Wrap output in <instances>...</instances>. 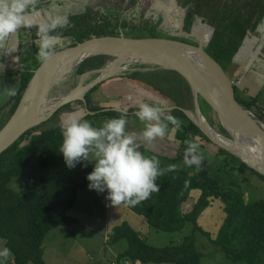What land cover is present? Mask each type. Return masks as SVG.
<instances>
[{
  "label": "trees",
  "instance_id": "16d2710c",
  "mask_svg": "<svg viewBox=\"0 0 264 264\" xmlns=\"http://www.w3.org/2000/svg\"><path fill=\"white\" fill-rule=\"evenodd\" d=\"M179 3L187 7L185 31L191 32L197 17H201L213 28L206 50L225 70L232 63L245 38L258 30L260 26H264V0H192L190 3L179 0ZM119 14L121 12L117 10H105L102 14L105 17L102 22H92L88 19L87 23L81 26L80 18L86 13L72 12L71 15L75 21L70 33L79 34L78 42L92 35H118L119 30L132 28L129 23L118 18ZM148 20L146 28L152 31L157 30L152 18L149 17ZM160 21L162 17L159 16L158 22ZM94 29L99 30L91 35ZM167 37L197 44V41L190 38L174 35ZM76 43L73 40L69 46ZM34 59L22 66L19 72L21 79L10 116L16 109L22 92L33 74L32 70L40 64L36 55ZM110 59L111 57L106 55L94 56L84 60L75 70L81 75L88 69L104 66ZM164 70L165 75L167 72L174 73V78L181 80L190 94L192 93L189 84L182 76L175 71ZM130 75L139 83L152 82L153 75L145 76L146 74L142 71H134ZM137 77L141 79L137 80ZM171 80L173 78L169 76H162L160 81L158 79V83L153 82V86L157 84L156 87L159 88L158 84L166 83L168 88L174 85ZM174 82L182 88L181 82L177 80ZM97 86L95 85L85 93L88 109L95 112L90 113L85 110L84 119L88 120L96 114L106 113L102 107L94 106L88 101V96ZM234 88L236 95L237 87L234 85ZM181 90L183 91V88ZM178 97L171 106L177 105L192 110L181 103ZM236 98L262 120L260 110L258 113L253 109L256 104L254 98L251 100H242L237 96ZM77 101L84 104L81 100ZM199 102L204 103L201 97ZM171 111L176 112V117L183 122L179 129L180 135L179 130H176L177 138L180 139L177 152L181 147L187 146L184 143L186 139H193L187 137V134H199L211 142L181 109L173 108ZM114 112L120 114L115 110L107 111V113ZM184 119L186 122L183 121ZM40 126L41 124L28 130L20 138L21 140L19 139L0 154V244L4 242L12 251V264H28L30 261L44 264L43 243L48 232L54 227L70 225L75 221L68 212L75 206L77 192L87 185V176L92 172L90 162L87 163V167L84 166L85 162L77 163L75 168L67 166L63 154L59 151L62 144L59 126L45 129H40ZM219 126L221 127L219 132L228 135L225 129ZM217 148L213 162L203 161L199 169L195 165L191 168L182 166L174 172L166 173L157 180L160 192L153 193L149 199L134 207L128 206L157 230L181 232L192 224V232L184 234L177 242L155 246L148 243L147 238L143 237L141 232L134 229L129 222L124 221L113 227L111 237L112 242L126 241L127 246L120 250L121 257L129 260L131 264H201V258L206 252L198 247L197 242L205 237L237 264H264V198L252 199L248 194L252 175L257 174L263 179L264 175L250 167L236 154L218 145ZM172 155L167 152L162 156L159 155L161 168L174 164L173 159L184 158L182 154ZM36 156L42 169V190L25 193L15 191L9 183L13 177L24 173L29 162ZM198 190L200 191L193 207L184 212L183 207L188 197L193 191ZM211 208L214 211H223L218 231L214 236L198 223L200 215Z\"/></svg>",
  "mask_w": 264,
  "mask_h": 264
},
{
  "label": "rangeland",
  "instance_id": "374dc122",
  "mask_svg": "<svg viewBox=\"0 0 264 264\" xmlns=\"http://www.w3.org/2000/svg\"><path fill=\"white\" fill-rule=\"evenodd\" d=\"M171 0H87L88 8H85L84 13L86 15H82L80 18L81 26L83 23H87L88 19L92 22L95 21H103L105 17L102 16L105 10H117L120 11L121 14L117 15L118 18H121L122 21H126L129 23V26L132 28H124L122 31L128 37H167V36H180L179 34V20L178 15L174 9L171 7ZM183 2H192V0H182ZM184 8L187 9L186 6ZM76 11V10H75ZM80 12V11H79ZM83 12V11H82ZM162 17V21L158 22V18ZM151 17L153 22L156 24L157 30L152 31L149 28H146L147 22H149L148 18ZM71 26L66 29H58L57 31L65 37L64 45L61 48H65L70 45V42L75 40L78 42L77 37L79 36L78 33L72 35L70 31L73 29L72 26L74 25V18L70 14L68 16ZM194 30H198L200 28H205L209 30V34L201 33L204 35V39L210 38L213 28L209 26L207 22H205L201 17H197L195 19V23L193 24ZM99 29H94L91 32L95 34ZM33 32L35 33L36 30ZM170 33V34H169ZM167 35V36H166ZM172 38V37H171ZM261 39L264 40V26H260L258 30H256L253 34L247 36L245 40L247 42H251L252 39ZM191 40L195 39L198 41V38H190ZM244 40V41H245ZM205 41V40H204ZM203 41V42H204ZM254 41V40H253ZM243 48V44L241 46ZM241 48L238 50L237 54H239ZM57 49V50H58ZM28 54L23 58V61L20 64L15 63H7L0 65V80L4 76L11 77L8 83H1L0 84V129L4 126V124L8 121L10 117V112L12 110V105L16 99L14 97H7L4 94L5 87H13L15 86L16 89L19 87V82L16 79L18 72L21 71L22 66H24L28 61H34V56L36 55L38 48L35 44L31 43V46L27 49ZM108 62V61H107ZM240 63L232 62L226 72L229 74L231 79L234 81V85L239 87L238 80L241 78V83L244 84L247 81L251 82L252 84L257 79V75L253 74L250 78L246 81L244 77L240 75L242 68ZM21 68H18V67ZM100 68V67H99ZM98 69V68H96ZM93 69H88L86 71H90ZM85 71V72H86ZM134 71H142L148 76L151 74L155 77H151L152 82L150 81H141L140 86L132 87V84L136 83V79L133 78L131 72ZM166 72L163 68L158 66L149 65L148 64H132L130 65V69L117 75V77H123L120 81V85L116 88V83H111L110 85L106 86L103 91H96L97 88L93 91L91 95L88 96V101L91 104H95L96 106L102 105L101 101H104L106 98L102 95V93H107L108 95L111 94L113 97V92H119L122 95H125L127 101L129 100L130 105L133 104L132 99H138L137 101H143L146 103H154L156 101H164L166 107H170L175 102V99L178 97L184 105L195 109L196 101L194 99L193 94H190V91L187 89V86H184L181 80L174 78V73ZM8 73V74H5ZM127 73V74H126ZM129 73V74H128ZM98 74L97 73H90L84 79L85 83L90 82L94 79ZM159 75V76H157ZM80 76L76 70L69 72L65 75L53 88L51 92L52 96H61L69 91L72 87L78 84L80 80ZM162 76H169L173 78L171 83L174 85L169 86L167 88L166 83L158 84L159 88H157V84L154 87L153 82H157L158 79L162 78ZM239 76H241L239 78ZM116 77V76H114ZM141 79V77H137ZM155 78V79H154ZM174 80L181 82L180 84L183 85V91L181 90V86L175 83ZM258 80V79H257ZM248 82V83H249ZM158 83V82H157ZM249 85V84H248ZM111 88H114L112 90ZM125 88L128 89V92H125ZM186 89V91H185ZM254 91L257 87H253ZM169 90V92L167 91ZM113 91V92H112ZM181 91L183 93H181ZM168 92V93H166ZM93 95L96 99L100 101H96L93 99ZM236 96L241 98L240 92L236 88ZM110 97L111 103L105 104L102 110L106 111V113H99L94 115L91 119H88L90 122L93 123L94 126H101L102 122L106 119L112 117H118L119 113H107L108 110H114L116 107H111L110 105H117L119 104V98L117 97ZM14 98V99H13ZM242 99V98H241ZM256 99V98H254ZM131 100V101H130ZM186 100V101H185ZM243 100V99H242ZM9 101V102H5ZM11 102V103H10ZM199 103L200 111L205 116V120L207 123L217 130L218 132L221 130L219 125V119L208 104ZM5 104V105H4ZM11 104L10 108L9 105ZM128 104V103H127ZM201 105V106H200ZM3 106V107H2ZM12 107V108H11ZM262 107L259 104H256L253 109L259 112V108ZM79 108L78 101L70 102L65 104L61 107L55 115L49 118L47 121L41 123L40 129L50 128L59 126V122L62 117L66 116L69 112H79L84 115L83 111H77ZM137 109V104L128 112V125L127 129L129 131H134L140 133L143 128V122L139 121L137 117L133 115L134 110ZM194 111V110H193ZM95 112V111H94ZM171 110H168V113L171 114ZM176 112H172V115L176 116ZM255 114V113H254ZM256 115V114H255ZM257 117V115H256ZM181 120V119H180ZM182 121V120H181ZM184 122L185 119L183 120ZM264 122V120L262 119ZM172 127L169 125V131ZM168 131V133H169ZM179 130V135H180ZM166 134V136L168 135ZM220 133V132H219ZM222 134V133H221ZM225 135V134H222ZM189 137V135H186ZM191 137L195 136L200 142V152L203 156V161L213 162L215 158V153L218 151L217 145L212 144L205 138H203L199 134H190ZM227 136V135H225ZM174 139V132L170 133L169 139ZM21 140V139H20ZM23 140V139H22ZM24 142V141H23ZM158 143H164L163 140H157L153 145L150 147H145L144 144L141 142L140 150L146 155H155L157 158L162 156V153H168L172 155L173 148L176 147V154L184 155L186 147H181L178 152V146L172 145L169 143L171 148H163L159 149L157 146ZM203 147H202V145ZM157 148V149H155ZM156 154H152L154 152ZM159 149V150H158ZM168 150V151H167ZM162 152V153H161ZM160 155V156H159ZM172 155V156H173ZM162 160V159H161ZM164 160V159H163ZM174 164L178 165V168L185 166V168H191L184 165L183 161L184 158L180 157L177 160H174ZM202 161V162H203ZM169 164L171 161H168ZM173 163V162H172ZM92 166V171L94 169V162H90ZM41 173L42 169L40 167L38 157H34L26 167L24 173L19 176H15L12 178L9 186L19 193H25L27 191H41L42 190V183H41ZM90 181H87V185L79 189L77 192V202L75 206L69 210L68 214L75 219V221L70 225H63L52 228L43 243L44 253H43V260L44 264H124V261L127 260L120 256V250H123L127 243L126 241H119V242H112V230L113 227L119 225L120 223L127 221L129 224L139 232H141L143 237L147 238L148 243L155 246H163L166 244H170L172 242H177L184 234H188L192 232L193 225L189 224L185 229L181 232H166L162 230H157L156 228L149 225V223L145 220V218L135 211H133L130 207L126 205L118 206L117 208L111 206V203L108 199H106L108 193L107 190L104 192H98L94 189L89 188ZM200 191V190H198ZM197 192V191H196ZM195 192V194H196ZM193 194L191 199L185 203V207H183L184 212L189 211L192 207L194 202H196V198ZM249 197L252 199L264 198V179L255 174L251 177L250 182V189L248 190ZM193 197V198H192ZM219 206V205H218ZM221 206V205H220ZM208 209L207 211L203 212L199 219L198 223L204 226L208 231L212 233L214 236L218 231V224L221 222L223 211H214ZM201 238V235H199ZM202 241H198V247H201L205 255L201 258V264H237L233 262L230 258L226 256V254L215 247L211 242L208 241L207 238L202 237ZM7 247L4 242L0 244V249ZM8 248V247H7ZM9 249V248H8ZM13 262V253L10 250L9 257L4 260L0 258V264H12ZM28 264H37L35 262H28ZM148 264H169V263H148Z\"/></svg>",
  "mask_w": 264,
  "mask_h": 264
},
{
  "label": "water",
  "instance_id": "95a60500",
  "mask_svg": "<svg viewBox=\"0 0 264 264\" xmlns=\"http://www.w3.org/2000/svg\"><path fill=\"white\" fill-rule=\"evenodd\" d=\"M170 3L179 17L180 36L198 38L197 44L171 37H128L120 31L118 35H92L72 46L58 49L52 60L47 64L40 63L32 70L16 109L0 129V154L28 130L51 118L65 104L81 100L86 110L94 113L87 107L85 93L88 90L124 73L131 64H148L177 72L189 84L197 103L194 111L177 105L167 107V110L181 109L211 142L236 154L264 175V122L236 98L233 80L206 50L210 38L204 39V35L193 27L191 32L185 31L186 8L179 0H171ZM99 55L111 59L104 66L81 74L78 84L51 100V91L65 75L84 60ZM90 73L98 75L85 83L84 78ZM200 97L214 110L227 136L202 122L198 113ZM214 133L232 143L223 142Z\"/></svg>",
  "mask_w": 264,
  "mask_h": 264
},
{
  "label": "clouds",
  "instance_id": "9594fccd",
  "mask_svg": "<svg viewBox=\"0 0 264 264\" xmlns=\"http://www.w3.org/2000/svg\"><path fill=\"white\" fill-rule=\"evenodd\" d=\"M42 0H0V53L10 54L19 46L21 29H36L31 43L38 48L36 59L47 64L63 47L65 37L57 30L66 29L71 22L63 13L58 0H49L47 8L40 7ZM15 37V42H13ZM234 82V81H233ZM4 94L14 97L17 89L5 87ZM138 110L133 113L144 128L140 133L127 129V109H117L118 117H112L94 126L79 112H69L62 117L59 128L63 154L69 168L77 163L94 162V169L88 174L89 188L98 192L107 190L111 206H136L149 199L153 193L160 192L157 180L168 172H174L178 165L170 164L161 168L155 155H146L140 150L141 142L150 147L157 140H163L172 125V131L181 129L182 121L168 113L164 101L146 103L137 101ZM184 165L199 169L203 161L198 139H186ZM187 183V181H186ZM10 255L7 247L0 249V258L6 260Z\"/></svg>",
  "mask_w": 264,
  "mask_h": 264
},
{
  "label": "crops",
  "instance_id": "0c3cea01",
  "mask_svg": "<svg viewBox=\"0 0 264 264\" xmlns=\"http://www.w3.org/2000/svg\"><path fill=\"white\" fill-rule=\"evenodd\" d=\"M58 3H60V6L62 8L63 13L66 14L67 16H69L72 12H75V13H81L82 11L84 12L85 8H88L87 0H58ZM48 5H49V0H42L40 7L47 8ZM199 31H201L202 33H205L207 35L209 34V32H208L209 30H206L205 28H200ZM35 38L36 37H35V33L33 32V30L28 31V30L21 29V32H20V35L18 38L19 46H18L17 50L15 52H12V53L7 54V55L0 53V65L7 64V63H15V64L21 65L23 58L28 54L27 49L31 46V41L34 40ZM13 42H15V37H13ZM236 61L238 63H240V61H241V63H243V64H241L242 68L240 69V71H241L240 75L242 77H244V79H245L243 81H246L253 74L257 75L258 80L256 79V81H254L253 84L249 81L242 84L241 78H240L241 76H239V78H240L238 80L239 87H237V89L240 92V96L243 100H251L252 98H256L255 99L256 104H259L260 106H262L259 109L261 112L260 114L262 116V119L264 120V40L256 38V39H252L251 42H249V43L247 42V40H245L243 43V48H241L239 54H236L232 60V62H236ZM18 68H21V67L19 66ZM5 74H8V73H5ZM122 78H123L122 76L121 77L120 76L119 77H117V76L112 77V78L100 83L96 87L97 88L96 91H103V89L106 86L110 85L111 83H116V85L114 87V88H116L117 86L120 85V83H121L120 81L122 80ZM10 79H11V77L4 76L1 78L0 84L1 83H3V84L8 83L10 81ZM16 79L18 82L21 79V74L19 72L16 76ZM140 84L141 83L136 81L135 84H132V87L137 86V85L140 86ZM254 86L257 87V89L255 91L253 89ZM114 88H111V89L114 90ZM94 90L91 91L90 95L93 93ZM124 90H125L124 93L128 92L127 88H125ZM119 94H121V93L113 92V94H112L113 97L118 96L120 102L117 105H110V106L116 107L114 109L115 111H117V109H122V110L127 109V112H130L131 109L136 105V102L138 99H135V98L132 99L133 104L130 105L129 100L127 101V99L125 98V95L124 94L119 95ZM102 95L105 96L106 98L104 99V101H101L102 105H99V106L104 108L105 104L111 103L112 100H110V97H112V96H111V94L108 95L107 93H102ZM93 99L96 101H100V100L96 99L94 97V95H93ZM5 102L7 103L9 101H5ZM78 103H79V108L77 111L81 110L84 112V115H85V110H86L85 105L80 103L79 101H78ZM256 104H254V106ZM92 105L96 106L95 104H92ZM10 106H11V104L9 105V108H10ZM136 111H137V109H136ZM171 132H172V129L169 131L168 135L163 139L164 143H158L157 144L158 145L157 147L159 149H163L164 147L172 149V146H170L169 143H171L172 145H175V146L180 145V139L177 138L176 131H173L175 138L169 139ZM187 135H189L190 138L195 139V136L191 137L190 134H187ZM155 149H157V148H155ZM155 149H154V152H155ZM173 150H175V151H172V154H176V147L173 148ZM195 192L196 191H193V193L190 196L195 194ZM198 193H199V191H197L196 194L194 195L195 198L198 195ZM190 196L188 197L187 201H189V199H191Z\"/></svg>",
  "mask_w": 264,
  "mask_h": 264
},
{
  "label": "bare ground",
  "instance_id": "6f19581e",
  "mask_svg": "<svg viewBox=\"0 0 264 264\" xmlns=\"http://www.w3.org/2000/svg\"><path fill=\"white\" fill-rule=\"evenodd\" d=\"M132 65V64H131ZM149 66V65H148ZM130 69V66L126 69V71L127 70H129ZM52 92V91H51ZM51 95V94H50ZM64 95V94H63ZM62 96V95H61ZM60 96H50V98H51V100L53 101L54 99H57V98H59ZM198 113H199V116H200V119L202 120V122L203 123H207L206 122V118L204 117V115H203V113L201 112V111H198ZM216 136H218V138H220L221 140H223V142H225V143H227V144H231L232 142L229 140V139H227V138H225V137H223V136H221V135H217L216 133H214Z\"/></svg>",
  "mask_w": 264,
  "mask_h": 264
},
{
  "label": "built area",
  "instance_id": "2783aa9c",
  "mask_svg": "<svg viewBox=\"0 0 264 264\" xmlns=\"http://www.w3.org/2000/svg\"><path fill=\"white\" fill-rule=\"evenodd\" d=\"M124 264H131L129 260H125Z\"/></svg>",
  "mask_w": 264,
  "mask_h": 264
}]
</instances>
